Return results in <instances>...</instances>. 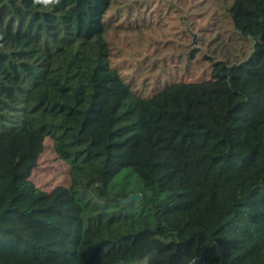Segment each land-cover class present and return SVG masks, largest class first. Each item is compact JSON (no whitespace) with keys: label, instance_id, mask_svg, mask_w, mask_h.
<instances>
[{"label":"trees","instance_id":"1","mask_svg":"<svg viewBox=\"0 0 264 264\" xmlns=\"http://www.w3.org/2000/svg\"><path fill=\"white\" fill-rule=\"evenodd\" d=\"M116 1L0 0V264H264V0L227 9L245 59L163 80L174 56L112 63ZM45 138L65 197L30 177Z\"/></svg>","mask_w":264,"mask_h":264},{"label":"rangeland","instance_id":"2","mask_svg":"<svg viewBox=\"0 0 264 264\" xmlns=\"http://www.w3.org/2000/svg\"><path fill=\"white\" fill-rule=\"evenodd\" d=\"M232 2L233 0L116 1L107 12L108 17L112 16L117 23L134 20L133 18L139 23L133 24L134 30L118 31L117 28L108 33V43L115 54L112 63L119 69L126 66L136 69L131 60L134 53L150 54L152 59L167 55L168 58L174 56L180 60L186 58L190 50L194 52V57H187V62L193 60L194 63L186 71V68L181 71L183 67H177L179 64L183 65L184 61L179 63L175 58L167 61V65L162 64L166 71L157 79L163 80L168 72L178 76L183 72L182 78L207 77L213 62L235 64L242 61L249 55L251 43L233 29L227 14ZM144 8V18L151 19L145 22L142 21ZM118 54L123 55L120 64ZM151 71L152 69H148V73ZM148 73L139 80L135 76L137 87L143 94H147L148 87L153 84ZM127 74L130 76L131 73ZM30 177L41 190L49 194L56 192L65 197L70 184L69 165L54 153L51 139L45 138L43 153Z\"/></svg>","mask_w":264,"mask_h":264},{"label":"clouds","instance_id":"3","mask_svg":"<svg viewBox=\"0 0 264 264\" xmlns=\"http://www.w3.org/2000/svg\"><path fill=\"white\" fill-rule=\"evenodd\" d=\"M36 5L45 9L56 7L60 4L61 0H33Z\"/></svg>","mask_w":264,"mask_h":264},{"label":"water","instance_id":"4","mask_svg":"<svg viewBox=\"0 0 264 264\" xmlns=\"http://www.w3.org/2000/svg\"><path fill=\"white\" fill-rule=\"evenodd\" d=\"M139 198H140L139 195L132 194V195H130V196L125 200V202H129V201H131V200H135V201H137Z\"/></svg>","mask_w":264,"mask_h":264}]
</instances>
